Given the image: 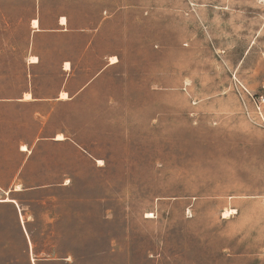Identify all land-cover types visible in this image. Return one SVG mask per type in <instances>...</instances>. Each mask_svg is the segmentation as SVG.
<instances>
[{"label": "rangeland", "instance_id": "1", "mask_svg": "<svg viewBox=\"0 0 264 264\" xmlns=\"http://www.w3.org/2000/svg\"><path fill=\"white\" fill-rule=\"evenodd\" d=\"M263 86L264 0H0V264H264Z\"/></svg>", "mask_w": 264, "mask_h": 264}, {"label": "crops", "instance_id": "2", "mask_svg": "<svg viewBox=\"0 0 264 264\" xmlns=\"http://www.w3.org/2000/svg\"><path fill=\"white\" fill-rule=\"evenodd\" d=\"M65 63L66 62H64V64ZM32 64H35V63H32ZM64 70L66 71L67 69L64 68ZM62 92H65L67 94V98L66 99H61L59 97L61 92H59L56 97H51V98H39V97H35L32 92H28V93H30L31 99H29V100H23L22 98H20V99H17V100L25 101V102H31V103H34V104H37V105H45V104H48V102H52V101L60 102V101H65V100H71L72 99L73 95L71 96V94H69V92H67V91H62ZM37 114H41V113L40 112H37ZM57 134H59V133H56L55 135H57ZM63 137H64V135H63ZM51 139H53L55 142H58V143L65 141V138L64 139H61V140H57L56 139V136L53 137V138H51ZM19 169L18 168H15L14 174H17ZM19 186H14L13 188H8L5 191V194H11V193H15V192L16 193H19V192H26V191H34V190L46 189V188L52 186V184H46V185H41V186H36V187H34V186L26 187V186H22V185H21V187H19ZM10 200L11 201H9V202H1V199H0V203H12V204L14 203V204H16V207H17L18 211L21 213V210H20L19 206L17 205L16 200L15 199H10ZM14 212L17 215V211H16L15 208H14ZM42 261H47V259L42 260Z\"/></svg>", "mask_w": 264, "mask_h": 264}, {"label": "built area", "instance_id": "3", "mask_svg": "<svg viewBox=\"0 0 264 264\" xmlns=\"http://www.w3.org/2000/svg\"><path fill=\"white\" fill-rule=\"evenodd\" d=\"M264 88V86H263ZM252 106H253V113H251L246 105L244 104V110L246 112V115L256 124L264 126V95H260L258 97L252 98ZM254 115V117H251V114ZM256 116V118H255Z\"/></svg>", "mask_w": 264, "mask_h": 264}, {"label": "bare ground", "instance_id": "4", "mask_svg": "<svg viewBox=\"0 0 264 264\" xmlns=\"http://www.w3.org/2000/svg\"><path fill=\"white\" fill-rule=\"evenodd\" d=\"M60 24L61 25L65 24V19L63 17L60 19ZM31 25H32L33 28H38V21L36 19H33L31 21ZM29 60H30L31 63H36L37 62V58L36 57H31V58H29ZM115 62H116V58L115 57H111L109 63L110 64H114ZM64 66H65L66 69H68V63H65ZM59 97L61 99H65L66 98V93L65 92H61ZM29 99H31L30 93H27V92L24 93L23 94V100H29ZM56 139L57 140H61V139H63V137L59 134V135H57ZM21 150H25L24 146H22ZM98 163L100 164V161H98ZM3 201H10V199L6 198V199H3ZM223 217H225V216H223Z\"/></svg>", "mask_w": 264, "mask_h": 264}, {"label": "trees", "instance_id": "5", "mask_svg": "<svg viewBox=\"0 0 264 264\" xmlns=\"http://www.w3.org/2000/svg\"><path fill=\"white\" fill-rule=\"evenodd\" d=\"M48 261V260H47Z\"/></svg>", "mask_w": 264, "mask_h": 264}]
</instances>
